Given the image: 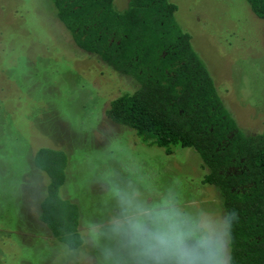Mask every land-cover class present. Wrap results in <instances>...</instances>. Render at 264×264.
<instances>
[{
	"label": "rangeland",
	"instance_id": "rangeland-1",
	"mask_svg": "<svg viewBox=\"0 0 264 264\" xmlns=\"http://www.w3.org/2000/svg\"><path fill=\"white\" fill-rule=\"evenodd\" d=\"M171 1L239 128L261 131L264 20L245 0ZM134 87L77 48L52 0H0V264H227L219 196L197 153L166 154L105 115ZM40 147L67 156L59 192L78 206L77 249L39 219Z\"/></svg>",
	"mask_w": 264,
	"mask_h": 264
},
{
	"label": "trees",
	"instance_id": "trees-1",
	"mask_svg": "<svg viewBox=\"0 0 264 264\" xmlns=\"http://www.w3.org/2000/svg\"><path fill=\"white\" fill-rule=\"evenodd\" d=\"M264 20V0H245ZM55 17L80 50L95 55L135 87L113 98L105 115L145 143L171 154L192 148L202 183L219 196L227 264H264V124L245 133L220 97L171 0H52ZM264 123V122H263ZM67 156L40 147L34 164L48 178L39 219L69 250L82 244L75 202L60 195ZM215 249V248H214ZM215 252V251H214Z\"/></svg>",
	"mask_w": 264,
	"mask_h": 264
}]
</instances>
